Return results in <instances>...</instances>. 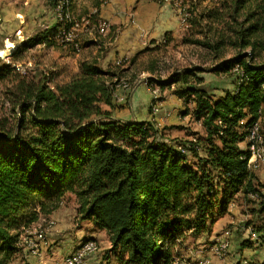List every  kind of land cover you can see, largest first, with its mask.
I'll use <instances>...</instances> for the list:
<instances>
[{
  "label": "trees",
  "instance_id": "16d2710c",
  "mask_svg": "<svg viewBox=\"0 0 264 264\" xmlns=\"http://www.w3.org/2000/svg\"><path fill=\"white\" fill-rule=\"evenodd\" d=\"M48 1L54 8L63 3L56 32L85 17L86 27L98 33L99 10L109 0H93L92 9L77 17L65 15L74 0ZM211 3L212 34L197 43L213 51L212 71L232 78V88L217 96L191 85L204 81L197 69L170 80L181 85L180 97L192 98L194 117L206 130V157L194 150L195 164L156 141L151 122L113 117L121 80L134 84L139 74L152 71L136 68L141 52L108 69L98 66L97 57L82 59L78 73L55 84L42 72L18 68L29 42L0 67V264L14 260L26 229L57 210L68 193L77 199L80 220L106 230L121 264H173L176 241L208 231L237 197L264 196L247 167L249 151L239 147L251 125L264 118V0ZM201 19L188 21L194 26ZM48 32L34 42H55ZM226 50L233 57H220ZM39 197V209L27 210ZM260 222L254 232L264 243V217Z\"/></svg>",
  "mask_w": 264,
  "mask_h": 264
},
{
  "label": "rangeland",
  "instance_id": "374dc122",
  "mask_svg": "<svg viewBox=\"0 0 264 264\" xmlns=\"http://www.w3.org/2000/svg\"><path fill=\"white\" fill-rule=\"evenodd\" d=\"M90 1L91 0L73 1L74 3H72L71 6H74V10H68L65 15L68 14L70 17L73 15L77 17L82 14L85 16L84 13L90 8L88 6ZM143 3L145 15L146 12L148 14L146 17L150 18L151 11H153L157 16L162 15L164 19L166 18L169 21H174L173 19H175L178 25L175 30L167 31L165 34L163 33L160 37L153 40L152 46L138 51L141 52L138 55V66L136 67L138 71L149 67L152 68V71L139 74L134 84L131 83L130 80H121L120 86L118 85L117 89L124 91L122 95H119L120 93L117 91V94L119 93L118 95L122 96V100L118 102V105L116 104V107L112 110L113 117L121 122H141V115L143 113H150L153 115L150 122L154 126L153 134L156 141H161V138L165 137V129L174 128L175 130L172 132L176 133V135L171 138L170 141L174 142L175 147L179 144H187L189 146L190 143H192L189 146V150L187 147L189 152L186 158L190 164H195L198 158L195 156L194 150H196L199 157H206L201 142V139L203 140V138L206 137V130L202 122L194 117L195 103L192 98L186 96H183L184 98L180 97L181 95L177 91L180 90L181 85L178 83L171 84L170 80L177 73L189 69H197L196 73H198L200 77H203L204 81L200 84L193 81L190 82L191 85L194 84L206 88L209 93L217 96L221 95L225 89L232 88V78L216 75L212 71V67L215 63L213 51L197 43L198 41H205L206 37L212 34H210L207 27L210 26L211 23L208 11L212 3L211 0H143ZM63 14V11L60 13L51 6L48 0H0V36H10L6 44L7 46L0 45V51L4 50L14 53L18 48H21L22 45L29 42L30 47L22 51L19 56L20 62L17 66L20 71H24L25 68H27L30 70L32 69L34 72H42L45 76L52 78L53 84L70 80L74 74L79 72H74L77 66L74 55L76 54L75 52H79L81 48L77 51L74 47L73 49L71 46L63 44L59 38H57L59 32L55 30L57 27L56 23H62L64 20ZM197 15L198 17L203 16L204 20L201 19L198 25L193 26V24L188 21V18L196 17ZM83 20L84 22L79 23L78 30L75 31V42H79L80 35H82L81 31L84 27L82 25H87V20ZM15 23L16 25H13ZM45 31H49L48 35L50 38L56 39L57 42L52 40V44H49L48 40H44L42 43L36 44V42H34L37 40L36 38L45 36L43 34ZM110 31L111 30H109V32ZM108 34L100 35L107 36ZM194 39L196 42H192ZM222 56L231 58L233 54L231 51L226 50L220 57ZM12 62V55L0 54V67L7 64L9 65ZM126 65H128V62L125 66ZM133 72H135V69L132 73ZM139 82H146L148 90L144 93L140 92L141 94L139 93L136 99L130 103L129 100L132 91ZM125 83L128 85L127 87L124 86ZM2 90H4V86L0 84V93ZM151 93V105L149 107H141L139 103H143L145 98ZM162 101H167L168 104L179 103L177 108L180 113H178L177 116L180 114L182 117L185 116V124H182V126H169L160 123V119L158 120V117H156L159 111L154 112L153 106L159 107L160 110ZM260 122L261 129L264 132V118ZM184 130H188V138L182 134ZM193 139H196V142H194ZM239 147L242 150H248V139L241 142ZM249 171L253 172L257 183H259L260 192L263 195L264 165L262 164L258 169L251 168ZM238 198L230 202L228 207H236ZM239 199L242 200L240 201L242 208L238 215L239 220L233 223H223L214 227L213 224L220 218L218 217L215 219V222L209 224L208 231L197 235L190 233L185 239L176 241L172 247L173 264H198L199 261L205 259L209 260L210 264H240L243 258L253 260L257 254L262 256L261 258H264V244L261 245V239L257 235L256 237L254 236V225L261 223L260 218L264 217V215L259 212V207L261 206L259 200L264 201V196L261 199L250 197V201L246 200L247 203H245L246 201H244L242 197ZM39 200L40 197L37 200L31 201L27 206V210H38ZM77 206L78 202L75 195L68 193L64 197L60 207L52 213L53 215L51 214L52 217H45L41 214L38 221L31 227L37 229L48 227L45 244L52 237L56 239V242L53 244L49 243L50 247L59 243L61 236L69 237L71 242L79 240L78 237L82 234L78 232L86 228L87 223L82 222L78 218ZM64 212L70 214L69 219L68 217H66V219L63 218L62 214H64ZM63 222L68 223V225H65V228L63 227L64 225H62ZM61 227H63V232L57 234L56 228L60 230ZM226 230H230L231 232L228 233ZM218 232L223 233H219V235ZM231 233L237 234L238 244L242 246L240 249H236L235 247V255H232L234 253V249H232L234 239ZM92 239L93 238H91V240ZM96 239L97 249L94 254L90 256L92 257L95 255V258L93 257L94 262L92 260L90 262L89 257L87 264H121L119 260L114 258L111 248H108L110 245L108 243L105 245L101 240L98 238ZM225 239L229 242V248L225 256L222 257L220 253L215 251L214 247ZM252 239L254 241H252ZM87 240L89 239L84 241ZM103 240L107 241V235H105ZM255 242L259 245L255 246ZM22 243L19 255L15 256L10 264L26 263L27 258H24V256L25 252L29 254V251L26 247L24 248V238H22ZM45 244L42 246L45 247ZM202 246L209 247L208 250L210 253L209 251L202 252ZM43 247L41 250L42 259L44 257ZM243 248H247V251H243ZM237 255L244 257H241L238 262H234L237 259ZM31 256L34 257L33 255ZM97 260L100 262L96 263ZM124 261H122V264ZM253 261L259 263L258 261Z\"/></svg>",
  "mask_w": 264,
  "mask_h": 264
},
{
  "label": "crops",
  "instance_id": "0c3cea01",
  "mask_svg": "<svg viewBox=\"0 0 264 264\" xmlns=\"http://www.w3.org/2000/svg\"><path fill=\"white\" fill-rule=\"evenodd\" d=\"M76 0H74L75 2ZM73 2V3H74ZM143 0H109L108 2L101 5L99 10V18L106 21L109 25V30H111V33L107 36H102L99 33H96L94 31L93 27H86L84 26L82 29V35H80L79 43L81 46L80 49H76L79 52H75L76 54L75 59L77 61V66L74 69V72L79 71V61L81 59H91L97 57L98 60V66L102 69H108L110 67H114V65H118L123 62V60L130 59L131 57L138 54V51H141L145 49L148 46H152V41L157 39L161 36V34H165L167 31L175 30L177 28V22L175 19L174 21H169L166 18L164 19L162 15L157 16L154 14L153 11H151V17H146L148 14L145 10L143 5ZM90 9L93 7V0L89 2L88 5ZM80 7V6H78ZM133 9V10H132ZM132 10V11H131ZM128 16V17H127ZM85 17H83L84 19ZM82 19V20H83ZM131 19V20H129ZM128 20V21H127ZM18 23V21H17ZM88 24V21L86 22ZM13 25H16L13 24ZM11 29V28H10ZM9 37L7 35H1L0 36V45L5 46L7 44V41H9ZM151 42V44H150ZM2 48V47H1ZM66 48V47H65ZM122 61V62H121ZM120 86V85H119ZM148 88L146 87V82H139L133 89L131 97L129 102L131 103L134 99H136V96L142 92H146ZM119 95L123 94V91L121 89H117ZM116 91V97H117V105L118 102L122 100V96H119ZM141 94V93H140ZM181 100V99H180ZM152 103V93L145 98L143 103H139V105L149 107ZM138 104V101H137ZM145 104V105H144ZM179 103L175 104H168L167 101H162V106L159 112L157 113L158 117L157 119H160V123H164L165 125L169 126H182L184 123L185 116L182 117L181 114L177 116L178 108L177 106ZM148 105V106H147ZM142 121H151L152 116L150 113H143L141 115ZM157 127V126H156ZM174 128L165 129V137L161 138L160 142L166 143L168 145H171L175 147L174 142L170 141L171 138L175 137L176 133L172 132L174 131ZM188 130H184L182 134L184 136H187L188 138ZM264 172V171H263ZM238 198V197H237ZM240 198V197H239ZM238 198V201H236L237 206L236 207H228V212L224 216H221L213 225L214 227H217L218 225H221L223 223H233L236 222V220H239L238 215L240 214L241 210V199ZM248 197V201H250ZM246 201L245 199H243ZM247 203V201L245 202ZM53 215V214H52ZM52 215H49L52 217ZM63 218L68 219L70 218V214L67 212H64ZM261 219V218H260ZM82 222H86V228H83L78 233H81L82 235H79V240L71 242L69 240V237L61 236L59 243L53 245L52 247L49 246V243L53 244L56 242L55 238L52 237L48 242L45 244L44 248V257L43 261L44 264H53L55 261L63 259L67 254H69L71 251H74L77 249L80 244L86 240V239H96L98 238L101 240V242L105 245L107 243L110 245L108 247L111 248V242L109 240V236L104 229H100L96 227L92 222L88 220H81ZM63 227L65 228V225H68V223L63 222ZM255 226V225H254ZM59 227V226H58ZM63 227L59 230H57V234L63 232ZM66 230V229H64ZM230 233V230H226V232ZM220 232H218L219 234ZM223 233V232H221ZM220 233V234H221ZM219 234V235H220ZM233 240V246L232 249H234V253L232 255H235L236 249H240L242 246L238 244L237 234L231 233ZM255 235H257L260 238V234L257 232H254ZM105 235H107V241L103 240ZM217 235V234H216ZM77 236V235H76ZM239 237V234H238ZM97 240V239H96ZM252 241H254L252 239ZM242 243V242H241ZM261 245L264 244L261 240ZM255 246L259 245L257 242L254 244ZM238 246V247H237ZM236 247V249H235ZM202 252H208L209 247L202 246ZM243 251H247V248H243ZM111 253V252H110ZM210 253V251H209ZM30 254V253H29ZM27 254L25 252L24 258H27V261L25 264H38L39 259L34 258L31 255ZM19 255V254H17ZM16 255V256H17ZM95 256V255H94ZM90 257L91 260L94 262L93 257ZM237 259L234 262H238L241 257L244 256H236ZM260 255H255V261H258L260 264L264 263V258H261ZM95 258V257H94ZM100 261L97 260L96 263ZM219 263V262H218ZM229 264V263H228Z\"/></svg>",
  "mask_w": 264,
  "mask_h": 264
},
{
  "label": "built area",
  "instance_id": "2783aa9c",
  "mask_svg": "<svg viewBox=\"0 0 264 264\" xmlns=\"http://www.w3.org/2000/svg\"><path fill=\"white\" fill-rule=\"evenodd\" d=\"M57 10V6L55 7ZM58 11V10H57ZM81 22H84L82 20ZM78 21L73 22V26L71 30L68 31H60V41L65 44V45H72L75 49H80V43L79 42H73V33H75L76 30H78V24L81 23ZM98 23H104L105 21L102 19H99ZM7 46V45H6ZM154 112L159 111V107L153 106ZM260 120H258L256 123H253L251 125V134H248V141L251 143H256L254 142V133L255 129L258 127V124H260ZM194 140V139H193ZM189 146L187 144H182V149L179 151L183 154H188ZM259 151L262 152V145H259ZM264 162V153L262 152V161L261 162H253L252 161V151L250 149L249 151V157H248V163L247 166L248 168H254L258 169ZM251 198L253 196H261V194H250L249 195ZM48 227L46 228H33L30 227L26 229L25 231V236L23 237L25 240L30 241V245L33 246L34 248V257H37L39 259L38 264H44V261L42 260V245L44 243V235H47ZM256 237V235L254 234ZM219 244H221V252H222V257L223 255V248H224V242L221 241ZM94 254V244L87 245L82 247L80 250H74L71 253L67 254L63 259L56 261L54 264H86L88 261V258ZM206 264H209V260L205 259ZM240 264H256L253 260H249L247 258H243L240 261Z\"/></svg>",
  "mask_w": 264,
  "mask_h": 264
},
{
  "label": "bare ground",
  "instance_id": "6f19581e",
  "mask_svg": "<svg viewBox=\"0 0 264 264\" xmlns=\"http://www.w3.org/2000/svg\"><path fill=\"white\" fill-rule=\"evenodd\" d=\"M62 5H63V3L60 2L58 4V6H57V10L59 12L62 9ZM71 29H72V27L69 30H71ZM96 30L98 31L99 34H108V32H109V25H108V23L106 21H105V24L104 23H99L98 26H97V28H96ZM64 31H68V30H64ZM57 38H59V40H60V33L57 35ZM73 42H75V33H73ZM10 53H11V51L10 52L9 51L8 52L7 51H4V50L0 51V54H3V55H8ZM124 86L127 87L128 85L125 83ZM248 134H251V127L248 129L246 139H248ZM254 142H256V143H251L250 141H248V151H250V149L252 151V161L253 162H261L262 161V152L264 153V132L262 131L260 124H258V127L255 129ZM259 145H262V152L259 151ZM176 148L178 150L182 149V144L177 145ZM263 165H264V162H263ZM249 169H251V168H249ZM252 169H254V168H252ZM255 194H257V193H255ZM253 198H257L258 199L259 196H253ZM45 241H46V235H44V243H45ZM223 242H224L223 255L225 256V253H226V251L229 248V242H228L227 239L223 240ZM91 244H94V252H95L96 249H97V247H96L97 242H96L95 239H92V240L89 239L87 241H83V243L80 245V247L77 248V249H75V250H80L82 247L87 246V245H91ZM25 247L29 251V253L34 256V248H33V246L30 245V241L24 239V248ZM214 249H215V251L217 253H220L222 255V252H221V244H217L214 247ZM86 264H87V262H86ZM198 264H206V261L205 260L199 261ZM256 264H258V263H256Z\"/></svg>",
  "mask_w": 264,
  "mask_h": 264
},
{
  "label": "water",
  "instance_id": "95a60500",
  "mask_svg": "<svg viewBox=\"0 0 264 264\" xmlns=\"http://www.w3.org/2000/svg\"><path fill=\"white\" fill-rule=\"evenodd\" d=\"M11 55V53L9 54V56Z\"/></svg>",
  "mask_w": 264,
  "mask_h": 264
}]
</instances>
